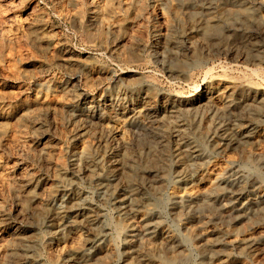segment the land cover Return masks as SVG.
I'll return each mask as SVG.
<instances>
[{"label":"rangeland","instance_id":"374dc122","mask_svg":"<svg viewBox=\"0 0 264 264\" xmlns=\"http://www.w3.org/2000/svg\"><path fill=\"white\" fill-rule=\"evenodd\" d=\"M125 1L110 0V6L118 9ZM189 1L185 4L181 0H138L129 12H104L103 16L100 15L102 25L97 27L91 25L89 19L93 3L105 7L107 0H78L77 6L71 5L69 0H0V128L5 131L0 136V264H16L10 260L12 252L18 254V259L22 254L23 264H62L56 262L58 253L63 251L64 257L70 255L78 241L90 253L87 250L84 252L87 255L78 256L77 264H95L97 255L102 253L108 255L107 264H146L143 247L133 245L120 224L124 219L140 216L145 202L151 200L149 193L154 189H159V197L151 200L150 217L156 233L150 237L145 232L140 238L149 240L151 246H161L167 235L177 237L179 244L175 252L173 250L169 254L178 256V264H220L215 259L211 263L205 262L209 261L207 255L199 249L206 242L201 234L203 227L213 238L220 235L227 242L235 234L240 236L258 227L264 230V180H260L264 179V140H261L264 122L259 132L237 148L220 151L213 135L204 136L197 142L196 148L204 155V163L211 162V159L227 176L236 174L235 177L238 175L248 180L260 178L254 188L248 187L247 196L238 203L239 207L245 208L243 216L238 219L224 216L222 203H226L228 198L221 196V199L215 194L211 197L212 217L208 210L195 205L191 209L188 206L175 207L179 201L172 198L173 193L183 189V183L175 173L168 180H163L164 183L151 181L140 185L141 192L134 195L122 183L124 178L119 180L112 176L109 179L111 186L103 187L100 183L104 173L91 175L82 161H78L77 170L71 164L72 153L76 151L74 138L80 145H93L95 154L106 155L110 145L101 134L108 127L116 139V151L120 155H130L128 162H121V167H129L132 161L138 164L143 153L164 146L175 156L173 152L179 140L169 134L153 133L147 123L148 115L152 113L165 116L164 105L175 110L186 100L203 99L197 110L188 112L187 116L173 117V127L181 121L187 129L194 122L204 128L219 121L240 123L247 117L245 112L240 113L239 107L229 112L221 111L208 97L215 89L214 80L222 76L237 83L242 76H248L264 89V32L250 28L234 34L232 28H227L228 35L232 33L224 47L227 55L219 54L223 58H217L214 53L218 51L217 47L210 41L205 42L192 17H213L218 14V5L227 1ZM238 2L256 8L259 16L264 15L261 0ZM228 4L227 8L232 7ZM76 13L81 14V21L72 17ZM168 34L177 36V44L172 53L167 50L161 53L162 56L158 53L155 38ZM195 46L202 49L199 63L189 69L186 77L172 72L171 61L192 59ZM6 98H10L9 101ZM32 99H39L36 108L43 113L42 125L35 132L30 129L31 123L19 119L20 105L24 106L28 104L27 100ZM45 101L53 102L48 111ZM245 120L240 124H247ZM17 139L23 141L21 150L16 144ZM249 151L256 155L250 161L246 158ZM60 156L67 166L64 177L56 171V158ZM193 161H188L187 166L194 172L196 164ZM30 171L39 178L40 187L30 209L22 212L20 205L27 194L25 175ZM144 171L147 178L156 174H151L149 169ZM74 199H77V204L93 209L97 221L92 226L84 221L74 224L69 218L67 222L57 224L52 221L53 212L50 210L35 220V210L39 211L47 204L51 210L62 209ZM188 226L198 230L195 241L188 238ZM20 235L29 244L35 239V246L28 249L22 246ZM98 241L102 243L103 250L96 255L94 244H99ZM255 246L250 254L229 249L231 252L228 250L227 255L231 264H264V239ZM69 257L66 256L65 260Z\"/></svg>","mask_w":264,"mask_h":264},{"label":"bare ground","instance_id":"6f19581e","mask_svg":"<svg viewBox=\"0 0 264 264\" xmlns=\"http://www.w3.org/2000/svg\"><path fill=\"white\" fill-rule=\"evenodd\" d=\"M181 1H183V3H185V4L190 2L189 0H181ZM225 1H227L229 3L228 5H230L232 7L227 8L226 7L227 2H225L224 5H222V4L218 5V7H219L218 14L213 15V17L207 16V18H205V17L203 18L201 16H196V15H193V17H192L193 23L200 27L202 38L205 40V42L210 41L213 43L214 47H217L218 51L214 52L215 55H217V58L218 57L223 58L219 54L227 55V53H224L225 52L224 47H225V45H227V43L230 40V37H231L230 34H232L230 32V34L228 35V33L226 31L227 28H230V29L232 28V31L234 34H235V31H241V32L245 31L246 32V30H248L250 28H252V29L255 28V30L257 29L259 31L264 32V15L259 16V14H258L259 11L257 12L256 8H254L252 6H244L241 3H239L238 0H225ZM107 2L108 3L105 7H100L99 4L93 3V8L91 10L90 18H89L91 21V25L100 27L102 25V19H101L100 15H102L104 12H107V11H111V12L115 11L117 13L118 12H121V13L129 12L134 6H136L138 4V0H126L125 2H122L119 5L118 9H115L112 6H110L111 5L110 0H107ZM69 3L73 6H77L78 0H69ZM261 3L264 4V0H261ZM80 15H81L80 13H76L72 17L79 18L78 20L81 21ZM201 34H200V36H201ZM175 36L173 34H168L167 36L162 35V36H158L157 38H155L156 42H157L156 45H158V49H159L158 53L161 54L167 50L169 53H172V50L175 48V46L177 44V40H178V39L176 40L177 36L176 37ZM35 38H37V37H35ZM201 41H203V40H201ZM200 49H199V47H196L194 49L195 51H193V58L188 60V61L185 59L178 61L176 63L171 61V63H170L171 71L172 72L175 71L177 74L186 77L189 69L191 67H194L195 65H197V63H199L198 59H199ZM64 51H66V49ZM214 57H216V56H214ZM239 57H241V56L239 55ZM251 59H253V58H251ZM225 60H226V58L224 59V62H226ZM245 60H247V59H245ZM251 61H254V60H251ZM213 62H214V64L216 63L215 61H213ZM220 66H221V64H220ZM223 66H224V64H223ZM238 66L240 67L239 64H238ZM253 72H254V70H253ZM256 72H258V71H255L254 73H256ZM207 73H208V71L206 72V74ZM250 75H252V74H250ZM250 75H249V77H250ZM228 78L229 77H225V76L223 77L222 76L219 79L214 80L215 81V83H214L215 89L213 91V94L210 95L208 98H209V100H212L213 105H215L216 107L221 109V111H223V112H226V111L229 112V110H231L232 108L239 107V109L241 110L240 113L245 112L247 114V117H245V118L243 117L244 119H242V120L246 119L245 121H247V124H240V123H243L242 120L240 121V123H236V121H235L236 119H235V120H233L235 122H232V120H229L227 122H222V121L220 122L219 121V123H214V124L212 123V125H207L204 128H202L200 125H198L197 123L194 122L191 125V127H189V129H187L183 123H180L181 122L180 121L179 124H176V126L173 127V126H171L173 124L172 123L173 117H176V116L182 117V115L187 116L188 112H191L194 109L197 110L198 108H200L199 103L202 102L203 99H198L199 97H197L196 101L194 100L196 98H194L192 100H186V101H184V103H182L180 105V107L178 106L179 108H177L175 110H170L169 109L170 105H168V106L164 105V108H166V114H164L165 116L160 117V114L152 113V114L148 115V118H147L148 122L147 123L151 127L153 133L162 134V135L163 134L164 135L169 134L172 138L179 140L178 144L176 145L177 148L173 152V153H175V156H173L174 154L172 155L171 150H169L166 146H164L161 149H157V148L156 149H150L146 154L143 153V155H141L140 163H138V164L135 163V161H132V162H130L129 167H126V168H124L123 166L121 167V165H120L121 162H125V161L128 162V158L130 155L129 156H127V154L120 155L116 151V148H115V140L116 139H114L113 132H112L111 128L108 127L106 130L104 129L105 130V131H103L104 133L101 134L106 139V141L109 142V145H110V148H109L106 155L101 156L99 154H95L96 150H93V147H92L93 145L91 146V145H89V143H87V144L84 143V144L80 145L76 138L73 139V144L76 147V151H74L72 153V156H71L72 157V163H71L72 167L76 168V170H77L78 166H79L78 161H82L85 163V165H86V167L89 170V173L91 175L96 176V174H100V173L103 174L104 173V177H102L101 183H100V185H102L103 187L104 186L105 187L111 186V185H109V179L112 176H116L117 179H119V180L124 178L125 182H122V183H125L127 190L131 194H134V195H137L139 192H141L140 185H146L147 183H149L151 181H153V182L154 181H159V182L162 181L163 182V180H168V178H170L175 173L176 176L183 183V189L176 190L173 193L172 198L177 199L176 201H179L175 207L180 206L182 208L183 206H185V207L188 206L191 209V207L193 205H195L194 207L208 210L210 212V217H212V216H214L213 215L214 209H213V202L211 201V197L213 196V194H215L217 197H220V198H221V196L228 198V201L226 199V201H227L226 203H224V204L222 203L221 209L223 211L224 216H226L228 218L233 216L236 219L242 217L244 214L243 211L245 208L239 207L238 203L241 202L242 198L247 196L246 193L249 190L248 187L254 188L256 186V184L258 183V180L260 178L258 180L255 178L248 180L246 178L243 179L241 176H238V175H237V177H235L236 174L234 177H232L230 175L227 176L226 173L220 171L219 166L216 163H213V161L211 159H209L211 162L208 161V162L204 163V158H205L204 155L201 154V152H199V150L196 148L198 146V144H197L198 140H200L202 137L207 136V135H210V136L213 135L212 137L215 139L214 141H215V143H217V148L220 151H226L229 149L237 148L241 143H243V144L247 143L248 142L247 140L252 138L256 132H259V127L261 128V125L264 122L262 120L264 118V89H261L258 86V84H256L252 78H248V76H247V78L242 76V80H240L238 83L234 82V81H230ZM243 78H245V79H243ZM238 79H241V77ZM239 88H241L242 91L238 92ZM68 91H70V90H68ZM207 95H209V94H207ZM9 97H11V96H9ZM6 99H8V98H6ZM9 99H8V101H9ZM38 101H39V99H32L30 101L27 100L28 104H26L24 106L20 105V111H19L20 112L19 113V119L21 120V122L26 121L28 124L31 123L32 127L31 128L29 127V128L33 132L38 130V127H40L42 125L43 113L37 111V108H36V104ZM193 101H195V102H193ZM52 103L53 102H50V101H47L45 103V107H46L47 111L52 108V106H53ZM174 103H176V101ZM117 105H119V104H117ZM44 110H45V108H44ZM112 110H114V108H111V111ZM137 113L140 114L141 111H138ZM227 119H225V121ZM168 124H170L169 128H164ZM119 127H118V129H119ZM83 133H84V131H83ZM3 134H5V131H4V129L0 128V136ZM44 134H45V132H44ZM262 139L264 140V133L261 136V140ZM261 140H259V141H261ZM201 141H203V140H201ZM16 144H17V146H19V149H20V146H22L23 141L21 139H17ZM77 144H79V145L77 146ZM243 144H241V145H243ZM246 155H244V156H246V158H248L249 161L252 160L253 158H256L255 157L256 155L251 151L247 152ZM56 159H57L56 171L58 172L59 175H61V177L66 176L67 166H66V163L64 162L63 157L60 156ZM131 160H134V159H131ZM137 160H139V159H137ZM191 160L192 161L194 160L195 164H196V166L194 168V172L191 171V169H189L187 166L188 161H191ZM147 169H149L151 174L153 172H155L156 174L152 177L151 176L148 178L145 177V175H144L145 171L144 170H147ZM157 174H160L161 176L158 177V176H156ZM34 175L32 174V172L27 173L25 175L27 194H25L26 195V197L24 198L25 200L23 199L24 201H22V204L20 205L21 206L20 211H22V212L23 211L26 212L30 209V204L32 201L35 200L37 190L40 187V180H39V178H37ZM260 180L263 181L264 179H260ZM170 181H172V180H170ZM119 183H120V181H119ZM261 185H263V184H261ZM158 186H160V185H158ZM158 190L159 189H154L151 193H149V194H151V197H150L151 200H155L159 197L158 196L159 195ZM51 194H53V193H51ZM138 197H137V199H140ZM76 200L74 199V200L69 201L64 207H62V209H57V210H51L49 208V204H47L48 202H45L47 205L43 206L39 211L35 210L33 212L35 220H39L41 218V216L46 215V213L50 210L51 212H53V214L51 215V219L53 222H55L57 224H63L66 220L70 219L71 222L74 224L81 222V221H84V223H86L87 225L92 226L97 221L96 220V214L94 213L93 209H91L89 206H85V205L83 206V205L77 204ZM151 200L148 202H145V207L141 211L142 213L139 211L141 214L138 218L135 216L134 218L129 219V220L128 219L122 220L121 224H120V228L122 229L123 232H125L126 234L127 233L129 234V236H130L129 240L131 241V243L133 245H137L141 248L143 247L144 252L146 254L145 256H147L146 259L144 258L145 259L144 261L146 264H178L177 263L178 256L169 254L170 252H172L177 247L176 245L179 244V240L177 237L167 235L165 242H163L164 245H161V246H153V245L151 246L150 243H148V242H150L149 240H148V242L142 241V238H140L141 234L143 235V233H145V232L146 233L148 232L147 234L150 237H154L155 233H156V229L154 230V228H153L154 222H152L151 217H150L151 211H152L151 210V202H152ZM127 202H128V200H127ZM126 204H129V203H126ZM174 205H175V203H174ZM240 205H243V204H240ZM128 208H130V207H127V209ZM125 209H123V210L125 211ZM133 210H135V209H133ZM197 210H200V209H197ZM127 214H128V212H127ZM195 228L188 226V231H189V235H190L188 238L194 239L193 241H195V239H197L195 237H196V232L198 230L196 231ZM203 228H202L201 234L205 237L206 242L204 244H202L203 246L200 247L199 249L203 252V254L205 253L207 255V259L209 261L205 260V262H209V263L213 262V259H215V260H218L220 264H231V259L228 256L229 255V253H228L229 249H237L241 252V254L242 253L243 254H250L253 247L261 239H264V230H262L261 227H258L255 230L248 232V233H245V234H242L240 236L235 234L233 239L229 240L228 242L225 239H223V237H221L220 235H215V237L213 238L212 234H209L210 232H208V231L206 232V228H204V229ZM199 230H201V229L199 228ZM97 235L98 234H96V236ZM23 237L24 236H21V235H20V237H18L21 240L20 243L22 244V246L24 245V247H26L27 249L33 248L35 246V242H34L35 239L33 240L32 243L29 244L28 241L25 240ZM99 242L100 241H98V243ZM101 244L100 243L94 244L95 250H97L96 255L99 251L102 252V250H103V246ZM34 249H36V248H34ZM87 250H88V248H87ZM87 250H85L84 246L80 243V241H78V243L75 246H73L72 251L69 252L70 255H66V256H70L69 258H67L68 260H65L66 256L64 257V254L61 253L63 251H61L60 253H58V256L56 255L57 256L56 262H59V263L62 262V264H67V262H68V264H77L78 256L82 255ZM163 250L165 251V253H162ZM22 251H24V250H22ZM239 251H237V252H239ZM91 252H93V251H91ZM174 252H175V250H174ZM229 252H231V251L229 250ZM20 253H24V252H20ZM89 253H90V251H89ZM85 254L86 253H84V255ZM10 256H11L10 260H12L14 263L16 262V264H23L24 258L21 259L22 254H21V256H19V259L17 257L18 254L16 252H12ZM23 256H25V254H23ZM97 256H96L97 259L98 258L99 259L98 260L96 259V261H94L95 264H107V261H106L107 256H108L107 254L102 253V255H97ZM92 264H94V263H92ZM204 264H206V263H204Z\"/></svg>","mask_w":264,"mask_h":264}]
</instances>
